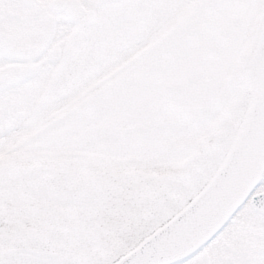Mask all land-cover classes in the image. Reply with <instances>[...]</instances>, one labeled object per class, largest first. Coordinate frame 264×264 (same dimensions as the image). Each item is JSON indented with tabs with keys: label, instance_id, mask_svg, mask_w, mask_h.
<instances>
[{
	"label": "snow or ice",
	"instance_id": "obj_1",
	"mask_svg": "<svg viewBox=\"0 0 264 264\" xmlns=\"http://www.w3.org/2000/svg\"><path fill=\"white\" fill-rule=\"evenodd\" d=\"M0 264H264V0H0Z\"/></svg>",
	"mask_w": 264,
	"mask_h": 264
}]
</instances>
